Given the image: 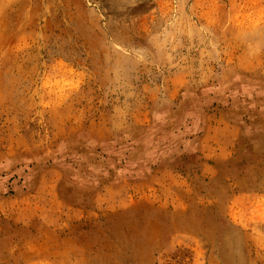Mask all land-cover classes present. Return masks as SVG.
Here are the masks:
<instances>
[{"label": "rangeland", "instance_id": "374dc122", "mask_svg": "<svg viewBox=\"0 0 264 264\" xmlns=\"http://www.w3.org/2000/svg\"><path fill=\"white\" fill-rule=\"evenodd\" d=\"M0 264H264V0H0Z\"/></svg>", "mask_w": 264, "mask_h": 264}]
</instances>
